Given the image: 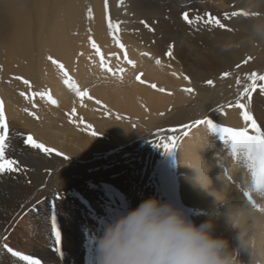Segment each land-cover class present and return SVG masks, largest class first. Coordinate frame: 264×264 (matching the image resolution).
<instances>
[{
	"label": "bare ground",
	"instance_id": "obj_1",
	"mask_svg": "<svg viewBox=\"0 0 264 264\" xmlns=\"http://www.w3.org/2000/svg\"><path fill=\"white\" fill-rule=\"evenodd\" d=\"M115 1L108 0L109 16L121 23L119 32L114 29L110 35L104 0H0V100L10 129L6 154L28 170L26 175L22 170L0 175V264H30L4 245L44 264H93L95 240L103 224L149 196L171 202L196 224L211 220L213 235L227 241L241 264H264V194L250 190L251 174L243 152L233 158L219 133L210 132L207 125L191 128L188 135L176 133V150L149 153L141 164L143 170L120 157L103 159L142 131L159 128L153 127L157 122L168 127L197 120L195 115L213 106L208 105V97L221 88L204 81L219 71L233 72L234 79L264 71V36L253 32V25L264 24V0H123L120 7ZM185 11L190 18L210 12L223 24L230 23L231 31L206 25L198 33L181 20ZM234 11L258 15L225 16ZM138 18L148 20L153 32L159 30L154 37L147 36L153 38L144 46L136 41L141 32L131 21ZM171 20L175 30L170 29ZM114 36L124 39V50L146 49L151 62L137 61L150 82L133 80L129 67L120 70L123 59ZM168 38L175 40L171 57L165 55ZM93 42L109 52L108 61L101 63L94 55L89 48ZM247 57L252 59L243 63ZM110 63L119 70L108 69ZM185 75L190 79H184ZM65 80L76 87H69ZM232 82L225 81L222 88L229 98L235 93L229 90ZM186 88L194 91L186 92ZM77 89L86 90V95L77 96ZM49 95L56 104L48 100ZM240 99L244 103L247 96ZM201 100L205 103L199 104ZM229 104L235 103L228 102L207 117L222 126L245 127L240 110ZM73 109L70 117L67 114ZM248 110L264 132V95L259 89L252 93ZM92 130L98 135H90ZM20 133L32 134L67 159L25 146ZM154 135L146 136L150 142L143 143L144 149L158 144ZM99 156L102 159L95 169L54 184L60 167ZM134 166L137 178L129 180L127 174ZM37 184L46 188L39 189ZM69 189L87 194L88 209ZM245 190H250L251 202L244 197ZM169 191L173 195L168 198ZM223 196L227 204L246 201L256 209V219L245 223L241 239L239 230L223 215L226 205L217 201ZM34 205L37 210L28 211ZM53 219L62 230L61 254L52 233Z\"/></svg>",
	"mask_w": 264,
	"mask_h": 264
},
{
	"label": "clouds",
	"instance_id": "obj_2",
	"mask_svg": "<svg viewBox=\"0 0 264 264\" xmlns=\"http://www.w3.org/2000/svg\"><path fill=\"white\" fill-rule=\"evenodd\" d=\"M253 32L264 36V24L253 25ZM217 201L226 205L223 215L241 239L245 223L256 219V209L246 201L227 204L224 196ZM212 228L211 220L196 224L171 202L149 196L103 224L93 264H241Z\"/></svg>",
	"mask_w": 264,
	"mask_h": 264
},
{
	"label": "snow or ice",
	"instance_id": "obj_3",
	"mask_svg": "<svg viewBox=\"0 0 264 264\" xmlns=\"http://www.w3.org/2000/svg\"><path fill=\"white\" fill-rule=\"evenodd\" d=\"M123 2V0H118V6ZM104 9H105V20L107 22V26L109 29V34H113V30L115 29L116 32H119V25L120 21H113L109 16V9H108V0H104ZM237 15H244V16H250V15H258L257 13H249V12H232L229 16L228 13H225L226 17H235ZM88 16L91 17V9L88 10ZM206 17V18H205ZM181 18L188 23L189 25H192L196 22H202L205 25H214L218 26L222 29H227V26L221 22L219 18L212 15L210 12L205 13L203 16L197 15L193 18H190L189 12L185 11L181 13ZM141 24H143L146 28H149L150 31H154V29H151L150 26L147 24L146 21L141 20ZM231 31V29H227ZM91 40V37H89ZM114 39L116 40V43L121 49L125 48V45L120 43L118 36H114ZM93 47H96L95 43L93 42ZM172 48L173 45L168 46V50L166 51L165 55L168 57L172 56ZM97 52H99V49L97 48ZM142 55H149L148 53H142ZM125 60L129 64H131L133 67H135V62L132 60H129L127 57V53H125ZM48 59H52L51 57H48ZM252 57H247L243 63H247L248 60H251ZM53 63H58L57 61L53 60ZM156 63L159 64L160 60L157 58ZM61 69L63 68V65H60ZM237 68L240 67V65H236ZM173 75H176L173 73ZM229 72H224L221 74V78L229 76ZM247 79L250 81L249 84H246L244 86V89L242 92L239 93V98H237L234 105L229 104L228 107H236L240 110L239 115L245 122V127H226L222 126L218 123H215L211 118L205 117L203 119H197L194 121L189 122L188 124L180 125L178 128L169 129L168 131L172 133L181 132L183 135H188V130H190L193 127H197L200 125H207L210 132H217L223 139L224 143L227 145L228 148L231 150V155L233 158H235L239 152H243L244 159L246 160L247 168L250 171L251 174V191H256L261 194H264V132L261 131V127L257 124V121L254 119L253 114L250 110H248V105L251 104L252 101V93L257 90V88L260 90V93L264 95V74L257 73L256 71H252L251 73H246ZM17 79H23L21 77H17ZM137 80H140V75H137ZM184 79L189 80L190 78L188 76H184ZM260 83H257V82ZM25 84H28L29 81L24 80ZM141 83H144V81H140ZM240 80L237 78V83H239ZM64 83L68 85L69 87L75 88L76 86L74 84L69 83L68 80H65ZM205 84L212 86L214 85V81L207 80L205 81ZM153 88L156 87V85H152ZM160 91H164V89H159ZM186 92H193L194 89L192 88H186L184 89ZM77 96H84L86 95V90L84 93L80 92L78 89L76 91ZM22 96H25V93H21ZM39 95H43V93H40ZM247 96V101L242 103L241 99L242 97ZM27 99V96H25ZM48 100L52 104H56L57 102L52 99V97L49 95ZM91 98V97H89ZM99 103V102H98ZM24 111L28 112L29 115L35 117L36 114L34 112L28 111V109H24ZM75 113V109L72 110V113H69L73 115ZM38 118V117H37ZM70 122H72L70 120ZM91 127V126H89ZM163 129H157V143L158 145L162 146L165 151H173L176 150V140L178 137L176 135H170L167 137H160L159 133L163 132ZM9 135H10V129L8 120L5 113V107L4 102L0 100V175H3L4 173L8 172H19L22 170V167L20 165V162L14 158H10L6 154V150L9 148ZM20 136L23 138V144L25 146L39 149L42 152H45L46 154L51 155L53 152L57 156L64 157L67 159V156L62 153L58 152L54 149L47 148L43 143L37 141L34 139L32 134H23L20 133ZM90 135L96 136L98 135V132L95 130H92L90 132ZM250 190L244 191V197H246L250 202L252 201V196L250 195ZM37 208L34 205L31 209L28 211H36ZM52 233L56 236L57 243H59V233L56 230L55 221L53 219L52 221ZM5 248H7V251L11 253L13 256L19 257L23 261H29L30 264H40V261L38 259L33 258L31 255H24L18 251H13V249L9 248L7 245H4Z\"/></svg>",
	"mask_w": 264,
	"mask_h": 264
},
{
	"label": "rangeland",
	"instance_id": "obj_4",
	"mask_svg": "<svg viewBox=\"0 0 264 264\" xmlns=\"http://www.w3.org/2000/svg\"><path fill=\"white\" fill-rule=\"evenodd\" d=\"M24 1H26V0H24ZM122 3L120 4V6L122 5ZM115 5L117 7H120V6H118V0L115 1ZM141 20L146 21L147 24L150 26V23L145 18L133 19L131 21H132V23L137 24V26L139 28V31L141 32V34L136 36V41L140 42L138 44H141V46H144V43L146 42L145 45H147V42H149L157 33H159V30L156 29L155 32L150 31L149 28H146L143 24L140 23ZM181 20L184 21L182 18H181ZM169 24L171 25L170 29H173V30L176 29V25L173 24L172 20L169 22ZM186 24H188V23H186ZM224 24L226 26L230 27V23L227 22V23H224ZM190 26H192L193 30L197 31L198 33H202V32L205 31L204 29H206V25L205 24H203V23L199 24L198 22H196V23H194V24H192ZM202 27H204V28H202ZM207 30H208V28H207ZM149 34H153V37H150L148 39L147 36L149 37ZM157 37L160 38V36H157ZM119 41H120V43L124 44V39H120ZM151 42H153V40ZM167 42L172 45V44L175 43V40L168 38ZM89 48L95 51L94 55L98 56V58L102 61L101 63H104V62L109 60V58H110L109 52H107L105 50H101L100 47L97 46V45H96V47H93V44ZM97 48L99 49V52H97ZM117 49H118L117 52L120 54V57L123 59V66L120 68V70H124L125 68L127 69L129 67L131 69L130 75H131V78L133 80H135V81H144L145 84L147 82H150V79L148 77L144 76V72H143V70L141 69V66H140V65H142L141 62L137 61V58H141L142 60L145 59L147 61L146 63L151 62V58H149L148 55H142V53H147L146 49L124 50V49H121L119 46L117 47ZM125 53H127V57H128L129 60H132V61L135 62V67H133L131 64H129L127 62V60H125V58H124L125 57ZM108 69H110V70L113 69L114 72L119 70L117 68H113V66H111V63L108 65ZM225 72H229L230 75L227 76V77L221 78V74L222 73H220V71H219L216 75L213 74L214 77L208 78V80L214 81V85H212V86H214L215 88H219V87H221V88H220L219 91H217L216 95L208 97V98H211V101H210V103L208 105L209 106L213 105V106L211 108L209 107L207 110H205V111H203L201 113H198V115H195L194 118L203 119V118L207 117L208 114L211 113L213 110H216L218 107L221 108V107H223L222 105L228 104V102L229 103H235L237 98H239V93L243 91L244 86L246 84L250 83L249 80L246 83L244 82V80L247 79L246 75L244 76V78L239 77L240 82L237 83V78L234 79L235 74L233 72H230L229 70L225 71ZM259 73L260 74H264V71H261ZM137 75H140V80L136 79ZM231 79L233 81L232 82L233 86L230 87L229 90H233V92H235V93H234V95L232 97L229 98V97H226V95H223V89L222 88H223V86L225 84V81L231 80ZM204 83H205V81H204ZM257 83H260V82L258 81ZM215 96H218L220 99L218 101H215V99H216ZM202 99H204V98H202ZM204 103H205V101H203V100H201L199 102V104H204ZM179 126L180 125L178 124V125H174V126H168V127L167 126H165V127L163 126L162 127V126L158 125V122H157V125L153 126V127H159L157 129H163L164 131L159 133V135L164 134L165 135L164 137H167L168 136V132H170V131H168L169 129L178 128ZM160 127H162V128H160ZM157 129H154L152 132L147 131V130L146 131H142L141 134L138 135L136 138L129 139L128 141H126L124 143V145H121V147L118 150H114L108 156L103 157V159H105L106 161H108V160L115 161V160H117L120 157L125 162L134 163L136 168L139 167V169H141L142 168L141 164H143L146 161V159L149 156V153H152V152H155V151L161 153L162 150H163V147L158 145V144H156V143H154V145H152L151 147H148V148H145V149L143 148V143L144 142H150V139L146 138V136L150 137L152 135V133H153V134H155L154 135L155 137H154L153 140H157ZM178 132H176V133H178ZM176 133H172L171 132V135H175ZM156 155H157V153H156ZM7 156L9 157L8 154H7ZM101 159H102L101 156H99V157H97L95 159H92L90 161L82 160V161L72 162V163L66 164V166L62 170H61V167H60L59 169L61 171L58 170V172L56 174H54V177H55V180H54L55 183L54 184L58 185L59 183H61V181H63V179L65 180L66 178L82 177V175L85 174L87 171H90L91 169H95L97 167V165H99V163H97V162H99ZM155 161L156 160L152 161L153 164H155ZM135 166L132 168L133 172L127 174L129 180H134V179L137 178V173L138 172L135 170L136 169ZM142 170H143V168H142ZM22 174H24V175L28 174V170L23 168ZM3 176H4V174L2 175V177ZM19 176H21V175L19 174ZM29 183L35 185L34 182L32 183L31 181ZM30 186H32V185H30ZM36 186H39V189L42 188V190L46 188V187H43L45 185L42 186V185H38L37 184ZM116 186L118 187V185H116ZM118 188H119V190L122 191V188L120 186ZM73 190L74 189H71L70 193H74ZM123 191H124V189H123ZM124 192L127 194L126 191H124ZM124 192H121V193L123 194ZM35 194H36L35 196L39 195V191L37 190ZM74 195H75L76 200L78 199L77 201L79 203L81 202L83 204V206L86 207V209H88L87 206L90 204V199H89V197L86 196L87 194L85 195V193H82L81 191L77 190L74 193ZM172 195H173V193L171 191H169L168 194H167V192L165 193V196H167L168 198L171 197ZM85 202H86V204H85ZM55 226H56V230L59 233V243H60V245H62V242H61V240H62V234H61L62 230H61V228L57 227L56 220H55ZM56 242H57V240H56ZM62 250H63V246H62ZM41 261H42V259H41Z\"/></svg>",
	"mask_w": 264,
	"mask_h": 264
}]
</instances>
